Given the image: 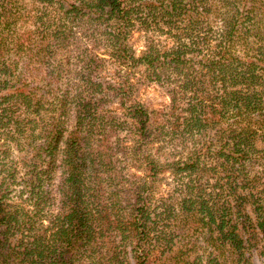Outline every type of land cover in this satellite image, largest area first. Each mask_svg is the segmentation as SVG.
I'll list each match as a JSON object with an SVG mask.
<instances>
[{
	"label": "trees",
	"instance_id": "16d2710c",
	"mask_svg": "<svg viewBox=\"0 0 264 264\" xmlns=\"http://www.w3.org/2000/svg\"><path fill=\"white\" fill-rule=\"evenodd\" d=\"M70 1L41 0L54 6V16H36V28L23 42L14 30L17 0H0V160L8 143L31 149L22 185L30 187L26 201L34 205L25 213L0 175V264H202L204 257L209 264H245L257 242L239 229L251 220L242 214H257L254 237L264 236V36L258 27L264 3L235 0L211 52H162L151 43L140 54L107 52L125 73L111 90L99 78L104 60L96 52H78L83 60L76 69L68 61L74 52H46L69 40L64 21L81 14L93 28L111 22L112 39L137 22L140 29L168 24L170 31L186 26V32L197 25L191 9L205 7L206 0H190V8L185 0L132 6L123 0ZM180 17L183 26L177 28ZM9 39L21 52H10ZM119 45L116 50L127 51ZM136 71L144 82L169 89L165 109L135 98L138 84L128 76ZM112 98L127 111L132 146L121 152L127 178L111 144L120 129L118 114L107 110ZM166 133L172 143H194L177 148L173 161L159 169V160L145 150L161 145ZM59 158L62 207L56 215L41 214L50 200L43 187L52 182ZM163 172L177 183L168 197L157 199L155 178ZM190 220L217 229L200 233L203 257L175 248L174 228Z\"/></svg>",
	"mask_w": 264,
	"mask_h": 264
},
{
	"label": "rangeland",
	"instance_id": "374dc122",
	"mask_svg": "<svg viewBox=\"0 0 264 264\" xmlns=\"http://www.w3.org/2000/svg\"><path fill=\"white\" fill-rule=\"evenodd\" d=\"M123 1L129 3L130 6L142 2V0ZM189 1L190 0H185L184 3V5L188 8H190V6L186 3H189ZM261 1L264 3V0ZM70 2L75 1L72 0ZM234 2L235 0H206V3H204L205 7L204 5H201L198 10L191 9L190 14L196 17L197 25L193 29L187 28L186 32L183 31L186 26L180 31L179 29H173V31H170L168 24H161L159 27H155L150 30L140 29V22H137L131 24V31L127 29L126 34L118 38L115 37L114 39H112V36L114 35L113 23L102 21V25L101 23H98L97 28H93L94 26L91 27V22H89L90 17L80 14V17H77L78 19L64 21L68 24L69 28H65L63 31L68 35L69 40L66 42L54 43L55 45L46 52H74L73 55H69L68 58L71 68L73 69L78 67L80 60H83L78 52H96V54H99L100 56H98L104 60L99 78L112 90L116 86L115 78H119L118 76H125V73L124 70H121V68H118L113 64L107 52H137L140 54V52H144L147 49L150 43L154 44L156 47L158 46L162 52L177 51L180 47L182 52H211L210 49L219 44L223 36L224 24L227 20L226 14L229 9L233 8ZM55 7H59V5L56 4ZM47 8L48 10H45ZM53 9L54 6L49 7L48 3H42L41 0H17V3L12 7V10L15 13H19L18 19L14 22L16 23L14 30L18 33V38H22L23 42L29 41L32 31L36 28V16L46 18L49 12H51V14L53 13ZM41 11H46V14L42 15L43 12ZM52 16H54V14H52ZM141 16L144 17L146 14L142 13ZM182 18L185 17H180L179 19L176 18L174 21V25H176L175 27L178 28L183 26ZM81 19L83 21H81ZM263 24L264 19L258 27L259 31L261 29L264 36ZM120 43L126 46L127 51L116 50V48H119ZM7 47L10 52H21L16 51L13 40L11 39L7 41ZM33 52H39V50L34 49ZM141 73V71H136L128 76V80L133 82V84H138V90H136L135 98H137L142 104H149V106H152L153 109H165L171 102L168 93L169 89L159 84L144 82L140 79ZM107 110L118 114L121 118H117L119 124L118 127L120 129H117L116 131L117 136L115 138H111V144L114 154H116L117 158H119L118 163L121 164L123 171L122 177L127 178V175L129 174L128 162H125L124 158L121 157L123 149L128 146H132L130 134H128L129 128L125 124L126 122H124L127 111L123 107L122 100L117 101L115 98H112L111 102L107 105ZM67 124L68 126H72L74 124V115L71 111ZM172 141L173 139H171L166 133L165 139L161 145L156 144L145 150V153L152 155L154 160H159V169L161 166H166V164L173 161L177 155V148L181 149L184 145L191 147L194 143L193 141L181 143L178 140L172 143ZM7 146H9L7 148V155H4L0 160V175L3 178H6V184L12 192L11 197L15 200L14 202H17V205L21 204L24 208V212L26 213V211L33 210L34 207L30 201H26L31 190L30 187L22 185V182L27 177L26 173L29 166L28 160L25 161V159L27 157L30 160L32 152L28 147L23 150L21 148L17 149L14 143H8ZM60 160L61 159L59 158L52 182L45 184L43 187L50 200L48 199V204L43 205L44 211L41 214H48L51 216L58 214L61 210L63 175L62 169L60 168ZM24 161L27 166H25ZM256 170H258V168H256ZM7 171H10L11 175L6 174ZM155 181L157 199L163 196L168 197L167 193L172 190L177 183V179L167 172L160 173V175L155 178ZM242 215L245 217L248 215L251 220L245 225L240 223L239 229L242 230L244 237L249 238L252 234L254 242H257V246L252 248L250 253L246 252V258H248V261L245 264H264V252L261 249L264 246V236L262 234H256L254 237L257 214ZM187 223L188 225H183L182 229L174 228L175 248H190L193 252H195L193 256L203 257L204 239L200 233L207 232L211 229L217 231V229L211 226L207 229H201L203 226L195 220H190ZM165 226L172 227L173 225L170 224ZM244 228L245 230H243ZM161 230L162 226L158 227L155 233H158ZM155 233H153V235H155ZM184 233L185 237L181 239V236ZM208 261L209 260L204 257L201 263L209 264ZM130 263L135 264L132 259L130 260ZM221 263L222 261H219V264Z\"/></svg>",
	"mask_w": 264,
	"mask_h": 264
}]
</instances>
